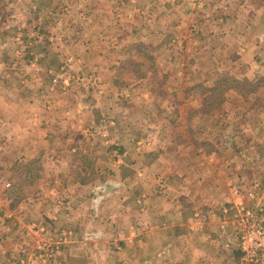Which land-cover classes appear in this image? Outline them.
Masks as SVG:
<instances>
[{
  "label": "rangeland",
  "instance_id": "obj_1",
  "mask_svg": "<svg viewBox=\"0 0 264 264\" xmlns=\"http://www.w3.org/2000/svg\"><path fill=\"white\" fill-rule=\"evenodd\" d=\"M261 4L0 0V240L16 248L7 260L60 264L72 230L89 225L94 213L103 221L93 198L98 194L120 198L124 192L130 219L120 228L135 229L141 225L137 199L158 186L169 190L163 163L190 166L188 158H205L197 150L217 149L237 171L239 201L226 211L241 264H254L241 241L254 222L264 227V165L255 166L247 151L250 132L264 139V87L247 83L256 69L254 47L248 49L260 39V18L249 8L263 10ZM58 16L64 32L56 27ZM246 18L251 27L241 35ZM222 75L235 79L224 90L226 101L204 113L206 91L189 86H210ZM122 176L127 182L121 188L114 180ZM248 209L254 220H247ZM3 228L12 235L2 236ZM258 263L264 264V249Z\"/></svg>",
  "mask_w": 264,
  "mask_h": 264
},
{
  "label": "crops",
  "instance_id": "obj_2",
  "mask_svg": "<svg viewBox=\"0 0 264 264\" xmlns=\"http://www.w3.org/2000/svg\"><path fill=\"white\" fill-rule=\"evenodd\" d=\"M80 2L76 1L75 4ZM260 7L263 10L249 8V11H257L254 16L256 19L260 18L258 21L260 39L258 41L256 39L248 49L251 51V47H254L253 61L256 69L249 72L251 80L264 77L262 65L264 61L257 62L261 61V58L264 59V7L262 4L258 8ZM55 22L57 27L63 21L57 17ZM244 22L241 35H246L248 28L251 27L249 18ZM3 37L4 35L0 33V39ZM240 62L244 64L242 60ZM250 134L248 155L253 157L255 166L264 165V139L257 138L252 132ZM160 149L155 152L157 157L162 154ZM236 152L239 156H245L244 149L237 148ZM202 153L205 158L201 163L190 161L188 158L190 166L182 167L179 160L175 167H172L170 161L168 164L163 163V166L168 168L165 182L168 176L171 177L169 190L165 188V191H162L158 186L156 193L151 192L150 196L142 194V197L137 199V218L141 220L138 222L141 225H137L135 229L127 225L120 228L122 221L126 224L130 219V211L126 206L128 200L124 192L119 194L120 198L108 194L94 196L93 198H97L95 199L97 207L103 208L102 212L105 213L104 222L97 219L101 217L98 212L97 216L93 214L89 225L85 226L83 223L78 226L76 223L78 227L72 230L71 242L63 248L60 264H241L240 252L236 248L237 239L234 235L237 234H234L231 209L226 211L239 201V197L233 192L237 184L235 183L237 171L233 165H225L222 162L217 149L209 151L199 149L195 155ZM157 160L165 159L159 157ZM153 163L160 164L155 160ZM192 165L198 166L203 173L200 174L196 168L193 169ZM252 170L257 171L253 167ZM240 180L245 179L240 178L239 183ZM114 181L117 182H114L115 184H120L121 188L127 182L123 176ZM262 193L264 194V191ZM113 207L116 209L115 212ZM117 219L120 220V225L113 226ZM2 231L4 233L2 236L6 237L13 233L11 228L9 232L4 228ZM25 231L22 232L24 235ZM135 236L137 238L133 241ZM1 240L0 264H14V260H7L6 255L14 254L16 248L11 242L8 246L4 245Z\"/></svg>",
  "mask_w": 264,
  "mask_h": 264
},
{
  "label": "trees",
  "instance_id": "obj_3",
  "mask_svg": "<svg viewBox=\"0 0 264 264\" xmlns=\"http://www.w3.org/2000/svg\"><path fill=\"white\" fill-rule=\"evenodd\" d=\"M4 10H2V13L0 12L1 16H3ZM59 17V16H58ZM62 24L60 26H57L58 29L63 31L67 26L64 23L65 20L62 18L61 19ZM1 27V26H0ZM64 32V31H63ZM145 45L144 42L139 43V49L143 51L142 46ZM146 47V46H145ZM152 58V57H151ZM153 60V58H152ZM233 77L229 76H219L212 85L210 86H204L202 82L194 84L193 86H189L190 89H192L194 92H204L206 91V94L204 95V104H203V112L205 113L206 111H211L212 109L221 107L225 101V91L224 90H229L231 87H229V82H234ZM248 84L252 85V89L257 87H264V77H257L254 78L253 80L250 79V81H247ZM201 110V111H202ZM210 114V113H208ZM16 200H18V193L15 192L14 200L11 203L10 210H13L16 204ZM0 214H4V208H0ZM6 221L11 220V217H5Z\"/></svg>",
  "mask_w": 264,
  "mask_h": 264
},
{
  "label": "built area",
  "instance_id": "obj_4",
  "mask_svg": "<svg viewBox=\"0 0 264 264\" xmlns=\"http://www.w3.org/2000/svg\"><path fill=\"white\" fill-rule=\"evenodd\" d=\"M246 215H250L247 217L248 221L254 220L251 218L252 210H246ZM241 246L249 254V259L254 260V264H259V251L264 249V227L261 223L256 221L245 231Z\"/></svg>",
  "mask_w": 264,
  "mask_h": 264
}]
</instances>
